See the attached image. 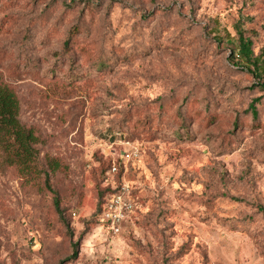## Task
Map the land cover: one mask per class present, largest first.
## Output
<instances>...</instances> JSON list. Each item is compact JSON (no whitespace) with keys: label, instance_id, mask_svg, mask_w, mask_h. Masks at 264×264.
Returning a JSON list of instances; mask_svg holds the SVG:
<instances>
[{"label":"rangeland","instance_id":"rangeland-1","mask_svg":"<svg viewBox=\"0 0 264 264\" xmlns=\"http://www.w3.org/2000/svg\"><path fill=\"white\" fill-rule=\"evenodd\" d=\"M0 73L63 165L0 155V264H264V0H0ZM109 162L135 201L118 233Z\"/></svg>","mask_w":264,"mask_h":264},{"label":"trees","instance_id":"trees-1","mask_svg":"<svg viewBox=\"0 0 264 264\" xmlns=\"http://www.w3.org/2000/svg\"><path fill=\"white\" fill-rule=\"evenodd\" d=\"M239 53L246 63L255 64V69L252 70L255 74H258L259 63L253 57L252 40L250 37H246L244 32L239 30ZM233 52H235L233 50ZM235 55V54H234ZM233 55V56H234ZM258 69V71H257ZM262 90H264V82L259 83ZM260 98H255L250 108L252 115L257 118L258 110L256 103ZM20 99L17 91L13 86L8 84L0 73V155L3 158V162L10 167L16 169L18 174L24 178L36 179L38 177L45 176L46 181H49L50 173L59 171L63 168L62 162L56 158H48V170L42 167L39 150L37 144L39 137L33 127L27 126L21 121L20 118ZM112 166V163L105 167L107 172ZM111 184L105 186V192H111ZM50 189L55 194V207L56 210L65 224V214L61 208L60 199L55 190ZM105 200L102 199L99 203V218L101 215L102 207ZM78 254V244H75L74 253L69 258H76ZM64 261L61 262L63 264Z\"/></svg>","mask_w":264,"mask_h":264},{"label":"built area","instance_id":"built-area-1","mask_svg":"<svg viewBox=\"0 0 264 264\" xmlns=\"http://www.w3.org/2000/svg\"><path fill=\"white\" fill-rule=\"evenodd\" d=\"M127 157H131L132 153L127 152ZM118 172L115 163L107 171L108 181L115 189V192L106 197L102 207L100 222L109 229L118 233L122 229V224L127 219L128 214L135 208V201L131 197V186L126 182L116 185L114 177Z\"/></svg>","mask_w":264,"mask_h":264}]
</instances>
